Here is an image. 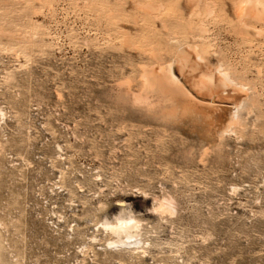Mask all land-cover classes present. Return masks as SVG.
Listing matches in <instances>:
<instances>
[{"label": "rangeland", "instance_id": "rangeland-1", "mask_svg": "<svg viewBox=\"0 0 264 264\" xmlns=\"http://www.w3.org/2000/svg\"><path fill=\"white\" fill-rule=\"evenodd\" d=\"M190 2L0 0V264H264V17ZM187 46L248 87L240 108L165 83ZM124 210L138 249L102 226Z\"/></svg>", "mask_w": 264, "mask_h": 264}, {"label": "bare ground", "instance_id": "bare-ground-1", "mask_svg": "<svg viewBox=\"0 0 264 264\" xmlns=\"http://www.w3.org/2000/svg\"><path fill=\"white\" fill-rule=\"evenodd\" d=\"M197 2H200V0H197L196 2L194 0H191L190 2L192 5L193 13L194 9L197 8ZM150 3L151 2H149L148 4L146 3L145 5L140 3V6H142V8L150 14H158L162 12L161 7L163 6H161V4L153 5ZM210 10L212 11L213 9H209L207 10V12ZM238 13L240 17V23L243 26H246V20L248 18L259 19L261 17H264V0H240ZM202 27L203 26L201 24V28ZM200 30L203 33L204 30L206 32V29ZM257 33L260 34L261 30H257ZM173 43L177 44L175 41ZM173 65H175L179 76H177L173 71ZM173 65L170 64L166 69V75H163V80L165 81V83L168 86L184 88L185 90H187L185 88V84H189L190 87L195 90L198 94H203L205 96L207 95L211 98V100L209 99L208 102H202L203 105L207 107H215L217 104L215 103L214 98H217L218 100L224 102H232L235 105V109H238L248 97V87L239 80H237L234 76H232L230 70L226 67L223 61L212 65L208 58L199 52L196 46H187L184 48L183 51L177 52L175 57V63ZM157 69L159 72H161L163 68L160 65H157ZM141 77L146 80L145 74H142ZM189 95L192 98L183 96L182 99L184 103H187L188 105H190V100H197L191 94ZM134 99L138 103H143L148 100V97L142 93H138L134 95ZM222 108H224L230 116L228 119V126L230 128L237 121V113L234 108L232 109L227 106H222ZM174 206L175 205L173 199H165L164 201L158 203L157 207L155 208V211L159 213L174 214ZM131 213H126V211L124 210L116 218V220H114L115 222H106L102 225L104 227L105 232L107 230L110 232L111 235L115 237V239L109 241V244L111 246L121 245L127 247L134 246L135 249L140 248L139 246L141 244V239H139V237L142 223L140 220L136 219ZM109 244L108 246L110 247Z\"/></svg>", "mask_w": 264, "mask_h": 264}]
</instances>
